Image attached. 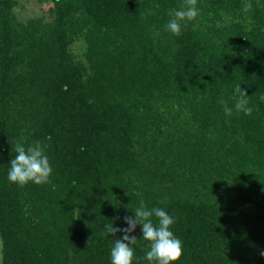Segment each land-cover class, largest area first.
<instances>
[{
    "label": "trees",
    "instance_id": "obj_1",
    "mask_svg": "<svg viewBox=\"0 0 264 264\" xmlns=\"http://www.w3.org/2000/svg\"><path fill=\"white\" fill-rule=\"evenodd\" d=\"M39 1L53 21L19 26L0 0L3 263L111 264L106 226L143 200L175 217L180 264H264V0H196L179 36L185 0ZM237 84L251 114L226 116ZM20 138L46 145L50 183L8 182Z\"/></svg>",
    "mask_w": 264,
    "mask_h": 264
},
{
    "label": "clouds",
    "instance_id": "obj_2",
    "mask_svg": "<svg viewBox=\"0 0 264 264\" xmlns=\"http://www.w3.org/2000/svg\"><path fill=\"white\" fill-rule=\"evenodd\" d=\"M199 16V8L196 0H185V4L170 13V19L165 24V30L172 35L179 36L188 22ZM234 105L229 106L221 99L219 103L223 106L226 116H232L233 111L237 114L250 115L252 109L248 107L249 96L237 84L234 89ZM11 144V143H10ZM10 167L7 172V180L11 184L25 186L29 183L43 185L50 183L53 174L51 159L47 153L46 145L40 141L26 143L20 138L12 145ZM15 153V156L12 153ZM134 215L124 218L127 227L123 229L106 226V234L115 235L123 232L121 238L114 240L110 249L111 264H135V245L138 240L148 243L144 259L148 264H180L183 256V242L179 239L173 229L175 217L163 208L145 205L143 200L135 209H131ZM140 227L142 238L137 239L134 233ZM264 255V253H262Z\"/></svg>",
    "mask_w": 264,
    "mask_h": 264
},
{
    "label": "rangeland",
    "instance_id": "obj_3",
    "mask_svg": "<svg viewBox=\"0 0 264 264\" xmlns=\"http://www.w3.org/2000/svg\"><path fill=\"white\" fill-rule=\"evenodd\" d=\"M15 6L13 15L19 26L27 25L31 21H42L47 24L53 21V16L50 11L52 8L51 2H41L39 0H14ZM87 51V44L84 36L79 37L74 44L69 47V52L78 60H85L84 56ZM22 68H26L22 66ZM132 195H128V199ZM134 203V202H133ZM134 205V204H133ZM2 240L0 237V264L3 263L2 255Z\"/></svg>",
    "mask_w": 264,
    "mask_h": 264
}]
</instances>
